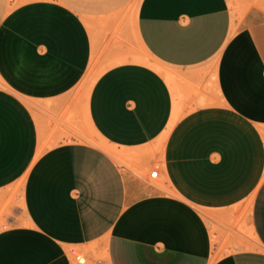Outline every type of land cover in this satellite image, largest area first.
Returning a JSON list of instances; mask_svg holds the SVG:
<instances>
[{
  "label": "crops",
  "instance_id": "0c3cea01",
  "mask_svg": "<svg viewBox=\"0 0 264 264\" xmlns=\"http://www.w3.org/2000/svg\"><path fill=\"white\" fill-rule=\"evenodd\" d=\"M129 2L0 0V264H264V0Z\"/></svg>",
  "mask_w": 264,
  "mask_h": 264
},
{
  "label": "rangeland",
  "instance_id": "374dc122",
  "mask_svg": "<svg viewBox=\"0 0 264 264\" xmlns=\"http://www.w3.org/2000/svg\"><path fill=\"white\" fill-rule=\"evenodd\" d=\"M13 0H8V2H12ZM67 2L71 3L73 5V7H75L78 11H83L85 8L84 6L87 5V7H89V5L93 4L92 2H99L100 0H66ZM138 0H130L129 4L131 9H133L135 7V5L137 4ZM81 17H84V15L82 13H80ZM96 15H90V18H94ZM138 52H140V54H138V57H134L132 58L133 61L136 62H140L143 64H148L153 66L154 68H156L157 70H159L158 68L162 69L164 72V69L162 67V65L158 64L157 62H155L147 53H145L143 51V49H141L140 47H138ZM114 63L112 62H106V63H102L100 60L97 61L96 64H93L89 67V69L86 71L83 80L81 82L80 85V94L81 97H85L87 98L89 95V90H90V75H92L91 79L94 82L97 77L103 72L105 71L107 68H109L110 66H112ZM156 66V67H155ZM158 67V68H157ZM175 121V120H174ZM173 121V122H174ZM173 122L171 123V125L173 124ZM91 124V123H90ZM86 121V115L84 114V120L82 121V128L80 130V132H82L80 137H76L78 140L81 141H85L88 142L90 144L93 145H97L103 148H108V146L103 142V140L99 137V134L97 133V131L94 129V127H90ZM92 125V124H91ZM171 125L167 128V130L164 132L161 141L160 140H156L154 142H152L151 144H149L146 147V150L144 151V153L146 154V156L149 159H154V163L148 167H146L141 173L140 175L142 177H146L148 179V181H150L151 183H154L156 185H160V177L156 178V179H150L148 177V175H146V171L147 169H153L154 167H160L161 165V159H162V150H163V140L166 137L167 131L168 129L171 127ZM127 165L133 167L132 162H126ZM250 206V202L247 204V207ZM225 247V243H221L220 244V248L219 250L222 251L223 248ZM72 248V247H71ZM71 248H69V251L71 250ZM78 248V247H76ZM78 250L80 251V253H77L75 256H79L80 259L79 261H77L76 259L70 257L73 261L74 264H86L87 261L83 260L84 259V251L80 250V248H78Z\"/></svg>",
  "mask_w": 264,
  "mask_h": 264
},
{
  "label": "built area",
  "instance_id": "2783aa9c",
  "mask_svg": "<svg viewBox=\"0 0 264 264\" xmlns=\"http://www.w3.org/2000/svg\"><path fill=\"white\" fill-rule=\"evenodd\" d=\"M158 174H159V169H158V167H154V168L151 169L150 172H149V178H150V179H156Z\"/></svg>",
  "mask_w": 264,
  "mask_h": 264
}]
</instances>
